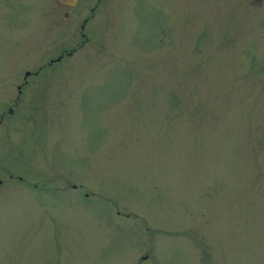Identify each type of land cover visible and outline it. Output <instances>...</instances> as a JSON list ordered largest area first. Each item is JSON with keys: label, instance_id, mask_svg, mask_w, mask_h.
Instances as JSON below:
<instances>
[{"label": "rangeland", "instance_id": "1", "mask_svg": "<svg viewBox=\"0 0 264 264\" xmlns=\"http://www.w3.org/2000/svg\"><path fill=\"white\" fill-rule=\"evenodd\" d=\"M80 1L0 0V264H264V0Z\"/></svg>", "mask_w": 264, "mask_h": 264}, {"label": "flooded vegetation", "instance_id": "2", "mask_svg": "<svg viewBox=\"0 0 264 264\" xmlns=\"http://www.w3.org/2000/svg\"><path fill=\"white\" fill-rule=\"evenodd\" d=\"M101 1L102 0H96L95 4H93L90 8L87 9V11L89 12V15L87 17L84 16L81 19L82 22L78 26L80 31L83 29V26L86 24V21L89 20V18L94 16L93 15L94 11L99 6ZM81 3L82 2L80 0H54L53 7L51 9H48L46 15L49 16L50 22L54 23V24L57 23L58 20L61 23H66L68 21H73L74 13L77 16L76 12L80 9L78 6L84 5V4H81ZM59 10H62V11L60 13H58ZM78 35H79L80 38H83L84 41H85V37L83 36V33L79 32ZM76 46L78 48L79 44H76ZM70 49H71V50H69L70 52L68 51V49L60 50V53L53 60H55V62H58V61H60V59L64 55L66 57H69L71 54H73V49L72 48H70ZM53 60H50L49 63H53ZM41 69L42 68L39 67V68H37V70H34L31 73L27 72L28 75H25L24 77L29 76V74L30 75H37ZM24 85H26L25 82H23L22 84L16 86L17 96L15 97L14 102L19 100L21 87L24 86ZM34 86H37V85H34ZM31 89H32V91L40 90L39 87H35V88L32 87Z\"/></svg>", "mask_w": 264, "mask_h": 264}, {"label": "water", "instance_id": "3", "mask_svg": "<svg viewBox=\"0 0 264 264\" xmlns=\"http://www.w3.org/2000/svg\"><path fill=\"white\" fill-rule=\"evenodd\" d=\"M25 75H27V73H25Z\"/></svg>", "mask_w": 264, "mask_h": 264}]
</instances>
